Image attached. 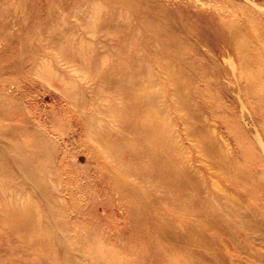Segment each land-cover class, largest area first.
Returning a JSON list of instances; mask_svg holds the SVG:
<instances>
[{"label": "rangeland", "instance_id": "rangeland-1", "mask_svg": "<svg viewBox=\"0 0 264 264\" xmlns=\"http://www.w3.org/2000/svg\"><path fill=\"white\" fill-rule=\"evenodd\" d=\"M0 264H264V0H0Z\"/></svg>", "mask_w": 264, "mask_h": 264}, {"label": "bare ground", "instance_id": "bare-ground-1", "mask_svg": "<svg viewBox=\"0 0 264 264\" xmlns=\"http://www.w3.org/2000/svg\"><path fill=\"white\" fill-rule=\"evenodd\" d=\"M176 137V136H175ZM145 157V156H144ZM148 157V156H147ZM164 171V170H163ZM166 171V170H165Z\"/></svg>", "mask_w": 264, "mask_h": 264}]
</instances>
